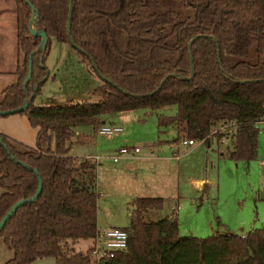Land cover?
<instances>
[{
	"label": "trees",
	"instance_id": "16d2710c",
	"mask_svg": "<svg viewBox=\"0 0 264 264\" xmlns=\"http://www.w3.org/2000/svg\"><path fill=\"white\" fill-rule=\"evenodd\" d=\"M10 1L15 79L1 89L0 110L16 108L32 94L16 112L36 132L32 146L0 132V218L34 193L37 177L40 189L1 225L0 240L11 252L1 264L46 256L53 264H264V225L243 235H179L175 215L152 216L162 208L160 196L130 201L126 247L103 261L94 262L89 246L75 250L66 242L91 239L98 230L95 163L70 147L90 140L76 132L78 126L95 130L104 114L149 108L158 132L173 130L170 141L214 139L228 159L256 157L257 123L264 118V0H71L69 31L80 50L66 35L69 0ZM32 12L34 26L46 35L43 47L27 28ZM196 34L190 60L187 42ZM52 38L67 43L97 76L87 90L96 101L33 103L48 77L44 62ZM168 106L172 113L157 111Z\"/></svg>",
	"mask_w": 264,
	"mask_h": 264
},
{
	"label": "rangeland",
	"instance_id": "374dc122",
	"mask_svg": "<svg viewBox=\"0 0 264 264\" xmlns=\"http://www.w3.org/2000/svg\"><path fill=\"white\" fill-rule=\"evenodd\" d=\"M34 25V23H32ZM16 47L14 43V13L10 0H0V95L1 89L14 81ZM44 66L48 77L33 97L36 105H51L66 101H96L97 96L88 89L99 82L92 71L77 60L67 43L51 41L50 51ZM53 74V77L51 75ZM173 106L158 109V112L172 113ZM104 124L115 121L121 131L98 133L87 125L77 127L79 134H89L88 142H72L70 153L81 156L91 154L95 163V183L102 197L96 203V223L102 228L108 225L125 227L129 223L130 200L133 196H161L162 208L156 214L162 216L176 197V187L180 186L183 203L178 205V232L204 237L212 233L229 230L242 233L251 227L264 224V119L257 123V154L249 161L216 159L212 148L200 140H194L195 149L188 154L178 173L181 181L175 179L173 160L156 159L155 156L171 155L168 145L159 146L155 142V112L149 108H132L104 114ZM103 123V122H102ZM101 123V124H102ZM0 132L7 134L22 144L32 146L36 127L30 125L24 114L19 112L0 114ZM75 135L71 138L73 141ZM136 145V155H147L137 159L136 155L126 161L122 155L112 161L118 143ZM187 144L178 143L181 153ZM214 145V143H213ZM211 145L212 147H214ZM205 149L207 151H205ZM204 176L208 184L197 190L190 176ZM188 176V177H187ZM210 181V182H209ZM201 196V198H199ZM175 204H173L174 206ZM150 215V214H149ZM66 242L75 250L84 251L90 246V238H78ZM0 240V264L10 256ZM30 264H53L50 256L35 258Z\"/></svg>",
	"mask_w": 264,
	"mask_h": 264
},
{
	"label": "built area",
	"instance_id": "2783aa9c",
	"mask_svg": "<svg viewBox=\"0 0 264 264\" xmlns=\"http://www.w3.org/2000/svg\"><path fill=\"white\" fill-rule=\"evenodd\" d=\"M121 130V126L115 122L100 124L96 127L98 133H112ZM194 140L191 138H182L179 142L183 144H190ZM138 146L123 144L118 146L114 153L111 155L113 161L122 155H134L138 151ZM176 213V207L171 208L169 216H174ZM92 243L90 247V253L94 262L104 260L106 257L111 256L115 251L122 250L126 247L127 243V231L120 226L109 225L97 230L95 236L91 238Z\"/></svg>",
	"mask_w": 264,
	"mask_h": 264
},
{
	"label": "crops",
	"instance_id": "0c3cea01",
	"mask_svg": "<svg viewBox=\"0 0 264 264\" xmlns=\"http://www.w3.org/2000/svg\"><path fill=\"white\" fill-rule=\"evenodd\" d=\"M14 43H15V37H14ZM16 57H17V52H16ZM53 75V74H52ZM264 119V118H263ZM262 119V120H263ZM103 123H104V119H103V121H102ZM113 122H115V121H110L109 123H113ZM116 123V122H115ZM155 124H156V122H155ZM229 129V127L227 128V130ZM78 130H76V132H77ZM119 131H121V130H119ZM224 131H226V128L224 129ZM259 131V130H258ZM156 139H155V143L157 144V145H159V146H162V145H168V146H170L171 148H173L172 149V151H171V155L170 156H168V155H163V156H155V158L157 159H163V160H166V159H168V160H173V162L171 161V163L174 165V167H175V172H176V175H175V179H176V181L177 182H180L181 181V177H180V175H179V173H178V170H179V168H180V166L182 165V161H184V158L188 155V154H190L194 149H195V147L193 146V143H194V141L192 142V143H190V144H187V145H185L184 147H187L186 149H183L182 151H181V153L180 152H178V148H177V145H178V143H180L179 141L178 142H173V141H170V134H172V132H173V130L172 129H166V131L165 132H158V128H157V126H156ZM78 133V132H77ZM227 140V139H226ZM197 141H200V140H197ZM204 142V141H203ZM205 143V146L206 147H211L212 149V151L215 153V155H217L216 156V159H219V158H227L224 154H222L221 153V151H219L217 148H216V144H215V142H214V139H211L210 141H207V142H204ZM213 143H214V145H213ZM123 144H127L126 143V140L124 139V142H120V143H118V146H120V145H123ZM128 145V144H127ZM211 145H213L214 147H212ZM117 146V147H118ZM116 147V148H117ZM115 148V149H116ZM205 151H207L206 149H205ZM139 152V149H138V151L136 152V153H138ZM136 153L134 154V155H136ZM133 155V156H134ZM81 156H87V157H93L91 154H82ZM133 156H122L123 158H124V160H125V162L126 161H128V160H130L131 158L130 157H133ZM135 158H137V159H139V158H141V159H144V158H146L147 157V155H144V154H140V155H136V156H134ZM120 158V157H119ZM118 158V159H119ZM118 159H117V161H116V164L117 165H119V162H118ZM113 161V160H112ZM188 177V176H187ZM190 181L194 184V186H196V188H197V190H204L205 189V186L208 184V182L207 181H205V177L204 176H200V175H198V176H194V175H191L190 177ZM210 182V181H209ZM179 187L180 186H178V187H176V197L177 198H179V197H181V199H180V201H174V203H172L170 206H169V209L163 214V215H169L170 214V212H171V208L173 207V204H175L174 206L176 207L177 205H178V203L177 202H180V204L182 205V203H183V197L182 196H187V194L186 193H181V195H179V192H180V189H179ZM95 192H96V203H97V200H98V197H102L101 195V193H100V191H98V187H96V183H95ZM135 196H133L132 195V198H131V200L134 198ZM161 197V196H160ZM130 200V201H131ZM176 210H177V207H176ZM153 217H158V215H157V213L156 214H153L152 215ZM175 218H176V220H178V211H176V213H175ZM97 224V223H96ZM177 224H178V222H177ZM109 226V225H108ZM106 227V226H105ZM97 228L98 229H100V227L97 225ZM103 228V227H102ZM247 231V230H246ZM246 231H244V232H242V233H237V234H240V235H243ZM222 232H232V231H229V230H225V231H221L220 233H222ZM218 233V232H217ZM232 233H236V232H232Z\"/></svg>",
	"mask_w": 264,
	"mask_h": 264
},
{
	"label": "water",
	"instance_id": "95a60500",
	"mask_svg": "<svg viewBox=\"0 0 264 264\" xmlns=\"http://www.w3.org/2000/svg\"><path fill=\"white\" fill-rule=\"evenodd\" d=\"M70 12H71V0H69V3H68V13H67V19H66V35H67V38H68L69 44H70L72 47H74V48L80 50V48H79V47L73 42V39H72V37H71V35H70V31H69V23H70V22H69V18H70ZM35 16H36V13L32 12V14H31V16L29 17L28 22H27V28H28V31H29L30 34L37 35V36L40 37V41H39L38 46L43 47V45H44V43H45V40H46V35H45V32H44L43 29H41V28H37V27H35L34 25H32V23H34ZM197 35H198V34L192 36V37L188 40V42H187L188 54H189V59H190V60H191V54H190V51H189V45H190L192 39H193L194 37H196ZM216 53H217V52H216ZM31 54H32V52H30V54L28 55V59H27V71H26L25 79L29 76V72H30V67H31ZM217 54H218V53H217ZM218 62H219V59H218ZM90 64H91L92 69H93L95 72H97V74L100 76V78H102V79H106V77H105L104 75H102V74L98 71V69H97V67H96V65H95V63H94V61H93L91 58H90ZM220 68H221V66H220ZM192 72H193V66L191 65V74H192ZM22 85H23V83H22ZM31 96H32V94H30V96H29L26 100H24V101L22 102V104L19 105L18 107L13 108V109L0 110V113H1V114L14 113V112H16L17 110H20V109L24 108L25 105H26V103H27V101L31 98ZM37 180H38L37 187H36L34 193H33L30 197L25 198V199H24V198H20V199L16 200V201L13 202V203L8 207V209L4 212V214H3V215L1 216V218H0V227H1V225L4 223V221L9 217V215L14 211V209H15L19 204L23 203L26 199L31 200V199H33V198L36 196V194L38 193V191H39V189H40V179L37 177ZM263 225H264V224H262V226H263ZM178 233H179V235H182V234H183V232H181V231L178 232ZM102 261H103V260H102Z\"/></svg>",
	"mask_w": 264,
	"mask_h": 264
}]
</instances>
